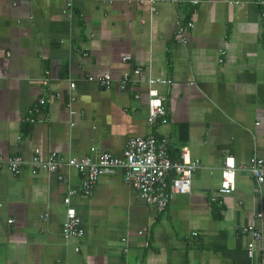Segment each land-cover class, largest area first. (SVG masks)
<instances>
[{
    "label": "crops",
    "instance_id": "obj_1",
    "mask_svg": "<svg viewBox=\"0 0 264 264\" xmlns=\"http://www.w3.org/2000/svg\"><path fill=\"white\" fill-rule=\"evenodd\" d=\"M229 1L157 0L151 13L137 0H0V154L29 158L38 148L43 157L120 156L130 137L152 131L151 75L172 79L171 87L157 85L169 121L153 132L173 156L186 147L201 162L190 193L174 195L162 213L121 170L85 195L73 168L59 179L1 167L0 264H264L259 250L248 257L251 237L241 231L255 225L257 248L264 244V183L246 169L252 156H264V25L253 0ZM191 19L183 42L178 22ZM137 66L142 79L120 88L118 78ZM104 73L114 78L110 88L88 79ZM42 96L53 98L40 105ZM226 156L238 169L235 189L222 195ZM70 189L81 238L61 231Z\"/></svg>",
    "mask_w": 264,
    "mask_h": 264
},
{
    "label": "built area",
    "instance_id": "obj_2",
    "mask_svg": "<svg viewBox=\"0 0 264 264\" xmlns=\"http://www.w3.org/2000/svg\"><path fill=\"white\" fill-rule=\"evenodd\" d=\"M139 3L148 2L151 13L156 11L157 0H137ZM192 4L197 5L201 0H191ZM237 2L230 0L228 3ZM254 5L258 7L259 16L264 25V0H253ZM68 5H71V0H68ZM194 27V22H178L177 36L183 42H186L183 34L187 30ZM223 53V51H222ZM124 61L128 57L122 58ZM222 61V59H220ZM144 68L137 66L131 72H124L117 80L120 88L135 85L140 79ZM48 74V71H46ZM88 79L97 84L110 88L114 83V78L109 73L101 75H89ZM145 82L148 86L147 99V123L152 131L144 136L130 137L120 156L114 155L108 151H101L97 156L85 155L83 157H63L55 151L50 152L46 157H43L40 150L36 148L29 158L22 155H14L4 157L0 154V168L7 167L13 174H20L24 168H27L31 174L39 172L57 173L58 178H62L61 172L65 167L73 168L78 171L81 178L80 191L89 195L98 179L103 175L114 174L121 170L123 180L126 184L132 186L137 191L138 197L148 204L155 213H162L168 206L172 197L176 194H187L191 191L193 172L201 166L198 158H192L189 155V150L183 147L178 156L171 154V147L165 137L156 135L153 130L159 126L168 123L169 111L165 105L166 96L157 88V85H165L171 87V78H162L149 75ZM43 85H47L48 78L42 81ZM70 90L75 88V83L72 81L69 84ZM60 92L55 93L54 98L60 97ZM53 97L42 96L38 102L40 105L47 104ZM75 100L73 95L68 101L69 113L75 114L77 111L72 107ZM36 111V107L30 112ZM34 122V118L29 119ZM95 148L92 147L91 151ZM238 166L232 156H226L221 167V179L218 192L222 195L229 194L235 189L236 171ZM246 169L253 175L254 180L258 185L264 183V156L254 155L246 165ZM76 191L70 189L63 198L65 205V215L61 226L62 234L65 238H81L84 234V229L81 225L80 217L77 214L75 207L71 203V196ZM212 200H217L212 197ZM261 213L257 214L260 217ZM13 219H9L12 223ZM242 233L249 234L251 239L247 244L246 253L248 257H253L259 250L264 254V244L257 248V243L262 242V233L259 228L253 224H248L241 227ZM197 233H193L196 235ZM122 242H127L123 237ZM145 246H149V241L145 242ZM79 248L76 247V250ZM128 250L127 246L123 251Z\"/></svg>",
    "mask_w": 264,
    "mask_h": 264
}]
</instances>
